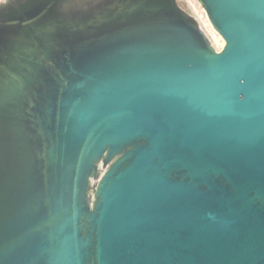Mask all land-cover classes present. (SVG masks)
I'll list each match as a JSON object with an SVG mask.
<instances>
[{"label": "water", "instance_id": "obj_1", "mask_svg": "<svg viewBox=\"0 0 264 264\" xmlns=\"http://www.w3.org/2000/svg\"><path fill=\"white\" fill-rule=\"evenodd\" d=\"M0 0V264H264V0Z\"/></svg>", "mask_w": 264, "mask_h": 264}, {"label": "rangeland", "instance_id": "obj_2", "mask_svg": "<svg viewBox=\"0 0 264 264\" xmlns=\"http://www.w3.org/2000/svg\"><path fill=\"white\" fill-rule=\"evenodd\" d=\"M184 3L186 4L187 8L189 9L190 13L197 18L198 22L200 23V18H199V14L202 16H206V13L204 11V9L201 7V5L198 3L197 0H183ZM201 24V23H200ZM209 28V27H208ZM213 30L217 33V31L213 28ZM205 33L208 35L211 44L215 47V49L220 50L224 44V41L222 44H219V39L215 33L209 34L208 32H206L205 28H204ZM213 34H215V36L213 37ZM221 37V36H220ZM222 39V37H221ZM223 40V39H222Z\"/></svg>", "mask_w": 264, "mask_h": 264}, {"label": "flooded vegetation", "instance_id": "obj_3", "mask_svg": "<svg viewBox=\"0 0 264 264\" xmlns=\"http://www.w3.org/2000/svg\"><path fill=\"white\" fill-rule=\"evenodd\" d=\"M101 2L102 0H67L63 3V11L70 12L73 10H87Z\"/></svg>", "mask_w": 264, "mask_h": 264}, {"label": "bare ground", "instance_id": "obj_4", "mask_svg": "<svg viewBox=\"0 0 264 264\" xmlns=\"http://www.w3.org/2000/svg\"><path fill=\"white\" fill-rule=\"evenodd\" d=\"M199 18H200V23L202 24V26L205 28L206 32H208L209 34L215 33L216 35H218L214 30L212 25L210 24L207 16H202L199 14ZM209 27V28H208ZM215 34H213V37L215 36ZM219 39V44L223 43V40L221 39L220 35L217 36Z\"/></svg>", "mask_w": 264, "mask_h": 264}, {"label": "built area", "instance_id": "obj_5", "mask_svg": "<svg viewBox=\"0 0 264 264\" xmlns=\"http://www.w3.org/2000/svg\"><path fill=\"white\" fill-rule=\"evenodd\" d=\"M196 20H197V18L194 16V14L192 15ZM198 21V20H197ZM199 23V22H198ZM200 24V23H199ZM200 26H201V28L203 29V31H204V27L202 26V24H200ZM205 32V31H204ZM206 34V33H205ZM207 35V34H206ZM207 37H208V35H207ZM209 38V37H208ZM210 40V39H209Z\"/></svg>", "mask_w": 264, "mask_h": 264}]
</instances>
